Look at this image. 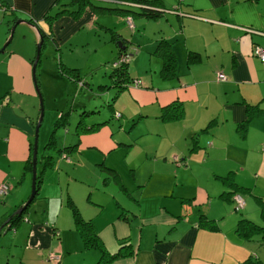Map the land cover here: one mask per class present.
<instances>
[{
  "label": "crops",
  "instance_id": "obj_1",
  "mask_svg": "<svg viewBox=\"0 0 264 264\" xmlns=\"http://www.w3.org/2000/svg\"><path fill=\"white\" fill-rule=\"evenodd\" d=\"M82 3L0 0V48L16 23L12 39L0 51V188L9 185L0 191V226L32 190L28 163L40 93L47 99L41 73L48 82L57 80L58 88L62 79L70 89L76 80L61 71V63L77 67L81 75L84 70L91 74L90 79L85 76L87 84L98 90L100 83L113 82L112 66L105 63L116 58L123 40L140 46L129 67L143 83L128 82L113 99L120 118L75 132L69 143L78 145L68 152L71 161L61 158L62 152L56 154V164L43 175L34 213L25 212L0 236V251H10L7 262L16 254L13 245L21 243V264L95 262L98 252L84 246L67 205L72 196L110 251L125 245L135 249L112 264H243L248 257L264 263L262 233L246 237L237 230L242 217L263 219L258 197L264 199V60L254 47L264 45V0H161L163 11L156 17L91 3L75 14ZM127 19L134 21V28ZM103 32L110 33L104 40ZM73 38L95 42V56L86 67L62 52ZM161 39L172 43L177 57L176 74L169 78L162 74L163 59L153 53ZM46 46L54 49L56 59L43 66ZM96 58L98 64L92 61ZM220 71L226 79L218 78ZM174 100L183 106V116L163 118ZM255 106L260 109L250 116ZM46 144L43 151L39 147L41 154L51 152ZM39 165L43 171V157ZM228 174L249 188L242 213L223 195L233 190L223 180ZM202 218L210 224L203 225Z\"/></svg>",
  "mask_w": 264,
  "mask_h": 264
},
{
  "label": "trees",
  "instance_id": "obj_2",
  "mask_svg": "<svg viewBox=\"0 0 264 264\" xmlns=\"http://www.w3.org/2000/svg\"><path fill=\"white\" fill-rule=\"evenodd\" d=\"M100 1L95 3L94 0H83V3L81 7L74 11L75 14H78L82 11L86 3H91L95 7H102L106 10H114V11H123L124 13H129L130 15H142L146 17H156L159 16L163 9L160 7H163L160 4L161 0H110V5L101 4V0H95ZM107 1V2H110ZM119 1V3L115 2ZM129 2H132V4H129ZM100 4V5H98ZM6 7V6H5ZM8 8V7H7ZM132 18V17H131ZM131 28L135 27L134 21L131 19L130 21ZM43 32L45 30L43 29ZM111 32L114 35L115 39H120V34L115 30L111 28ZM45 37V35H44ZM120 42L123 43L122 46L119 48V52L116 56V58L111 61L112 62V69L110 70V74L113 77V82L110 81V79L107 80V82L100 83V89H93L90 85L87 84V81H89L85 76H82L81 73H79V69L77 67H69L64 66L63 63H61V71L65 74L69 75L70 77L74 78L77 82V86L79 91L82 90L86 92L87 90L92 92V95H87L89 97L90 104L92 107L90 109H84L81 112L80 117L77 121V127H76V133L80 134V132L83 130H94L96 129L100 124L106 122V120H109L110 118L117 117L120 118L121 111L115 110L113 99L116 98L119 91L122 89V87L129 85H135L139 86L143 83L142 79L133 76V73L130 70V63L132 59L141 51L139 45H128L125 41L121 40ZM157 56H160L163 59L164 66L162 69V74L164 77H172L174 74H176V66H177V57L175 54L174 49L172 48V43L167 39H161L159 43L157 44L154 52ZM197 55H193V57H196ZM40 60V59H39ZM131 81V82H130ZM128 82H130L128 84ZM88 86V88H86ZM99 88V86H98ZM102 89H105L104 91ZM110 93V96L108 95V92ZM106 92V93H105ZM105 96H109L105 98ZM86 105L87 103H83ZM106 104V105H105ZM180 103H178V100H174V102H171L169 106H167V109L165 112L161 114V116L165 119H172V118H181L184 114V108L183 106L180 107ZM103 106L107 107L103 109ZM256 108L253 109V111L250 112V116H253L255 112L259 111L258 106H255ZM96 108V109H95ZM65 113L62 112L59 116L56 124L59 125L60 123H64L65 120ZM246 122H242L240 127L243 128L245 126ZM196 139V138H195ZM55 142V137H50L49 141L46 144V148L51 150L49 153H43L41 154L40 151L38 152V162L40 157H43L44 162V168L39 171L38 166V178H37V193L31 203L24 209L22 213H15L11 216L9 223H14L19 221L23 216L24 213L28 211L29 206L33 204L34 201L39 197L40 194V184L43 180V175L45 173V170L50 169L54 167L56 164V154L54 151H52L51 146ZM78 143L73 144H65L63 147L59 148V152L61 153V158H66L67 160L71 161L72 157L68 153L69 150L72 147H76ZM196 147L192 146L191 150H194ZM67 150V151H66ZM32 156L33 151L31 152V158L28 163L29 170L32 171ZM181 159V158H180ZM183 162V160L181 159ZM112 173L115 174V169L113 168ZM223 180L228 183L233 190L224 192V196L232 199L235 202V195L237 193H241L244 196V193L249 189L246 186H241L237 184V182L234 180L232 174H228L223 176ZM245 198V197H244ZM189 199V198H186ZM260 209H261V216L264 219V199L261 197H258ZM67 205L72 209L74 218H75V225L77 230L80 232L81 236L83 237L84 246L87 249H97L100 252L99 259L94 264H112L113 261L117 258L131 255L135 252V249L130 246H121L117 251L112 252L110 251L105 243L103 242L102 238L100 237L99 233L94 227L93 221L91 219L85 218L84 215L81 212V209L79 208L78 204L75 202L72 196L67 197L66 199ZM236 205V202H235ZM205 217V216H204ZM211 220V219H210ZM201 221V220H200ZM203 225L210 224V221L207 219L202 218ZM12 226V225H11ZM212 228H215L216 225H211ZM237 230L246 237H252L256 233H262V239L264 241V224H260L250 218L242 217L237 225ZM1 234V232H0ZM51 253H55L58 255V259H60V255L52 251ZM56 259V257H55ZM57 259V260H58ZM243 264H264L261 259H254L251 257H248L246 260H244Z\"/></svg>",
  "mask_w": 264,
  "mask_h": 264
},
{
  "label": "rangeland",
  "instance_id": "obj_3",
  "mask_svg": "<svg viewBox=\"0 0 264 264\" xmlns=\"http://www.w3.org/2000/svg\"><path fill=\"white\" fill-rule=\"evenodd\" d=\"M130 20L131 19H127V23L131 27ZM4 24L7 26L6 23H4ZM129 26L127 27L125 25L127 31H130ZM7 27H5V28H7ZM20 29H22V27ZM109 35H110V33L103 32L100 37L102 38V40H104ZM85 36H88V39H90L89 38V32H86ZM94 44H95V42H94ZM94 44H93V42L92 43H86V42L84 43V38H82V39L73 38L72 43L71 42L65 43V45L62 48V52H63L65 57H67L66 55H68L75 63L80 62L79 64L81 66L83 65V67H86V65H88V63H89L88 61H90L91 58L93 56H95L94 54H91V52L93 51L92 47H94ZM106 47L108 50L109 45H106ZM36 49H37V43H36ZM59 54H60V50L58 49V55ZM55 59H56V57L54 56V49L51 46H46L43 50V54H42V62L43 63H41V64H43V66H48V62L51 64H54ZM92 61L94 62V64L99 63L97 58H96V60H92ZM106 64L111 66L112 62L110 61V62L105 63V65ZM40 68H41V66H40ZM50 69H52V68H50ZM82 75L87 76L89 79L91 76V74L85 73V70H84V73ZM41 77L45 83L47 99L45 100L44 95H43L44 115H43V120L41 121L40 130H39V147H40L41 151H43V148H44L47 140L49 141L50 137L53 134V137H55V142L51 146V149H52V151H55V153H58L60 151L59 148L63 147L65 145V142L69 143L70 141H73L74 135L76 132L77 121L81 115L82 110H84L85 108L90 109L95 104H90L89 97L84 96L83 93L79 92V89H78L76 82L74 83V87H71L69 89L68 83H66L65 81H63L61 79V84H60L61 86L58 88V81L57 80L54 81L51 79L48 82L47 78L42 73H41ZM86 88H88V86H86ZM79 93H80V95H79ZM50 101L54 102V103L50 104L51 103ZM83 103H87V104L84 105ZM104 108H107V107L103 106V109ZM62 112L65 113V118H64L65 122L57 125L56 122H57V120H58V118ZM72 156H74V158H75L74 153L72 154ZM74 158H73V160H74ZM41 169H42V167H40V165H39V171ZM47 180H49V179L47 178ZM36 207H37L36 202L34 201L33 204H31V206H29L28 212H31L33 214L34 209ZM237 211L242 213L243 208L240 210H237ZM254 219H255L254 221H256L260 224H264L263 219H261V218H254ZM5 228H4L2 234H4ZM22 245H23L22 243L18 244V246L13 245L11 250H14L16 252V254L14 256H10L11 261L9 263L7 262V258L5 257V255L8 254L10 251H8L9 250L8 248H3V251H0V253L3 256L2 257L3 259L0 260V264H21L20 258H21L22 250H23ZM91 250H95L96 252H98V256L95 260V262H96L100 257V252H99V250H97L95 248H93ZM9 255H11V254H9Z\"/></svg>",
  "mask_w": 264,
  "mask_h": 264
},
{
  "label": "water",
  "instance_id": "obj_4",
  "mask_svg": "<svg viewBox=\"0 0 264 264\" xmlns=\"http://www.w3.org/2000/svg\"><path fill=\"white\" fill-rule=\"evenodd\" d=\"M18 22H19V20H18ZM15 27H16V23H14L12 25L10 35H9L8 39L6 40V42L3 44V46L0 48V51L5 49L7 47V45H8V43L10 42V40L12 39V36L14 34V31H15ZM43 42H44V37L42 36L41 39L37 43V53H36L35 59L33 60L34 70H36V66H37L38 60H39V58L41 56ZM40 99H41V111H40V115H39V118H38V121H37V124H36V132H35V138H34V144H33L32 190H31V193L28 196V198L25 200V202L13 212L14 214L15 213H22L24 211V209L31 203V201L33 200V198L35 197V195L37 193L39 128H40L41 121H42L43 115H44V105H43L44 101H43V95L41 93H40ZM9 220H10V218H9ZM3 226H4V224H2L0 226V232H1V229L3 228ZM6 230L4 231V233L6 232ZM1 234H2V232H1Z\"/></svg>",
  "mask_w": 264,
  "mask_h": 264
},
{
  "label": "built area",
  "instance_id": "obj_5",
  "mask_svg": "<svg viewBox=\"0 0 264 264\" xmlns=\"http://www.w3.org/2000/svg\"><path fill=\"white\" fill-rule=\"evenodd\" d=\"M254 52L257 55H259L262 60H264V45H260V44L255 45ZM218 78H220V79H226L227 78V75L223 71L222 72L220 71L218 73ZM8 187H9L8 184L2 183L1 188H0V191L1 192H6V190L8 189ZM235 202H236L235 208L237 210H240L245 205V198H244V196L241 193H237L235 195ZM51 256L56 257V258L58 257V255H56L55 253H51Z\"/></svg>",
  "mask_w": 264,
  "mask_h": 264
},
{
  "label": "flooded vegetation",
  "instance_id": "obj_6",
  "mask_svg": "<svg viewBox=\"0 0 264 264\" xmlns=\"http://www.w3.org/2000/svg\"><path fill=\"white\" fill-rule=\"evenodd\" d=\"M6 226H7V227H6ZM5 227H6V228H5ZM4 228H5V229L11 228V225L9 226V222H7V223L3 226V228L1 229V232H2V233H3Z\"/></svg>",
  "mask_w": 264,
  "mask_h": 264
}]
</instances>
